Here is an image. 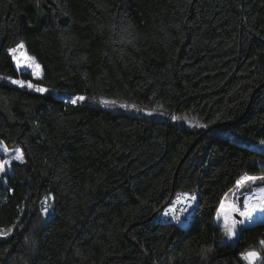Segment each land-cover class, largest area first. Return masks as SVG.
<instances>
[{
	"label": "trees",
	"instance_id": "obj_1",
	"mask_svg": "<svg viewBox=\"0 0 264 264\" xmlns=\"http://www.w3.org/2000/svg\"><path fill=\"white\" fill-rule=\"evenodd\" d=\"M21 41L50 89L223 134L0 81V141L26 160L0 179V228L19 221L0 264H247L248 251L264 264V221L235 243L215 221L241 175H264V150L235 142L264 140V0H0L1 76L32 79L7 51ZM193 191L185 229L152 221Z\"/></svg>",
	"mask_w": 264,
	"mask_h": 264
},
{
	"label": "snow or ice",
	"instance_id": "obj_2",
	"mask_svg": "<svg viewBox=\"0 0 264 264\" xmlns=\"http://www.w3.org/2000/svg\"><path fill=\"white\" fill-rule=\"evenodd\" d=\"M8 54L10 55L15 67L20 70H27L32 77V79L24 80L22 78L0 77V81L10 83L15 85L20 89L31 90L33 93L40 94L44 96L45 94H50L49 87L45 86L43 81L45 80V73L43 66L37 60L35 56L29 55L27 53L25 44L23 41L18 43L15 47L9 48ZM40 81V83H34L33 81ZM51 91H58L57 89H52ZM62 101L65 104L72 106H82L85 102L98 104L104 108L111 109H124L136 112H145L147 115H153L152 112L146 111L143 108L138 107L136 104L121 103L117 99L107 98L105 96H87L80 93H68L65 92L62 97ZM164 115V113H159ZM183 119L188 121L187 117H178L176 115L171 116L172 121H177ZM191 127L207 129L209 125L207 123H201L197 121H188ZM259 143L264 145V140H260ZM0 152L6 155V158L0 159V179H3L4 183H7L6 174L11 171V167L14 162H19L21 164L26 163L24 151L20 148L10 150L6 144L0 141ZM259 182V184L257 183ZM237 188L241 185H248L250 190L242 193L243 199L241 202V197L233 193V199L231 202L226 200H221L218 209L216 211L217 222L223 221L224 232L228 240H234L238 236V229L242 232L247 227L251 226L256 222L257 219L264 221V175L262 176H250L247 173L240 176L239 179L235 181ZM254 186V187H253ZM226 197L228 194H225ZM54 201V196H45L43 198V205L41 208L42 214L47 217L49 215V210L52 204L49 200ZM197 201V195L193 192L181 193L177 196L176 202L168 206L164 211L163 215L165 217H170L177 223H181V214L188 211ZM177 204L181 207L177 208ZM19 224H16L5 228H0V238H6L10 236L14 229ZM259 243L264 246V240L259 241ZM242 259L247 261V264H256L257 260L261 259L260 254L256 251H248L242 254Z\"/></svg>",
	"mask_w": 264,
	"mask_h": 264
},
{
	"label": "rangeland",
	"instance_id": "obj_3",
	"mask_svg": "<svg viewBox=\"0 0 264 264\" xmlns=\"http://www.w3.org/2000/svg\"><path fill=\"white\" fill-rule=\"evenodd\" d=\"M17 69V68H16ZM19 72H26L29 74V72L27 70H20V69H17ZM30 75V74H29ZM0 77H4V76H1ZM4 82V81H2ZM6 83V82H4ZM10 84V83H8ZM15 86V85H14ZM50 89V88H49ZM52 89H50V93L57 99H62V97L64 96L65 92L64 91H51ZM87 102V101H86ZM111 109V108H109ZM115 110H123V111H126L127 113L129 114H133V115H141V116H145V117H149V118H154V119H169L171 118V116L168 114V112L166 111H163V110H155V111H150L153 113V115H147L145 112H136V111H130V110H124V109H119V108H116ZM146 111H149V110H146ZM164 113V115H160L159 113ZM178 117H187L188 118V121H197V119L195 118H192V117H189L187 115H178ZM188 121H184L183 119L181 120H177L176 122L178 123V125L182 126V127H185V128H194V127H191V124L188 122ZM199 122L201 123H204L200 120H198ZM200 129V128H198ZM200 130H207V131H212L213 133L215 134H223V130L221 128H211L210 126L207 128V129H200ZM237 143V145L241 146V147H244V148H251V149H255V150H264V145H261L259 143V141H256L255 139H252V138H239V140H236L235 141ZM4 143V142H3ZM5 144V143H4ZM8 147V146H7ZM9 148V147H8ZM16 148H20L19 146L17 147H12V148H9L10 150L12 149H16ZM21 149V148H20ZM6 158V155L3 154L2 152H0V159H4ZM12 171H9L7 174H6V179L7 177L9 176V174H11ZM227 197L226 195L224 196L223 200H226L227 202H231V200L233 199V196H232V193L231 191H229L227 193ZM218 224L220 226L223 227V221H220L218 222ZM224 228V227H223ZM239 233H240V230L238 229V236H239ZM237 236V238H238ZM237 238H235L234 240H228V238L224 237V240L226 242H230V243H235V241L237 240ZM261 245V244H260ZM262 246V245H261ZM264 247V246H262Z\"/></svg>",
	"mask_w": 264,
	"mask_h": 264
},
{
	"label": "built area",
	"instance_id": "obj_4",
	"mask_svg": "<svg viewBox=\"0 0 264 264\" xmlns=\"http://www.w3.org/2000/svg\"><path fill=\"white\" fill-rule=\"evenodd\" d=\"M248 175H251V174H248ZM255 176H259V175H255ZM240 178V177H239ZM238 178V179H239ZM245 186L247 185H241L240 188H237L236 184H234L233 188L230 190L231 193H232V196H233V193H235V195L237 196H240L242 197V192H243V189L245 188ZM254 187V186H253ZM181 193H178L175 195V197L173 198V200L167 205L165 206L162 210H160L153 218H152V221H156V220H160L161 218H170V217H165L163 215V211L168 207L170 206L171 204L175 203L176 202V199H177V196H179ZM42 205H43V202H42ZM42 205H41V208H42ZM181 207L180 204H177V208ZM50 213H53L52 212V208H50L49 210V215L47 217H50ZM42 214V212H41ZM43 215V214H42ZM195 213H193V205L191 208L188 209L187 212L181 214L180 216V219H181V223H177L176 221L172 220L170 218V224H173L175 225L177 228L183 226L185 224V222L187 221L188 218H191V217H194ZM215 221L217 222L216 218H215ZM259 260H257L256 264H258ZM247 263V261H246Z\"/></svg>",
	"mask_w": 264,
	"mask_h": 264
},
{
	"label": "bare ground",
	"instance_id": "obj_5",
	"mask_svg": "<svg viewBox=\"0 0 264 264\" xmlns=\"http://www.w3.org/2000/svg\"><path fill=\"white\" fill-rule=\"evenodd\" d=\"M250 176H252V175H250ZM196 203H197V201H196ZM196 203L193 204V212L196 209ZM190 220H191V218H188L187 221L185 222V224L183 226L179 227V228L180 229H185L188 226ZM156 221H158V222H160L162 224H166V223H170V218H161L160 220H156Z\"/></svg>",
	"mask_w": 264,
	"mask_h": 264
}]
</instances>
